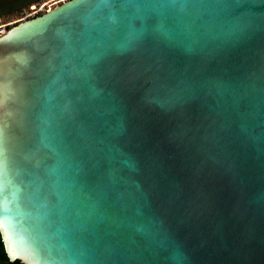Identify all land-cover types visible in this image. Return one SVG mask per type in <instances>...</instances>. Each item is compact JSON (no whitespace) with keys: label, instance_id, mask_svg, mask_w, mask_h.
I'll list each match as a JSON object with an SVG mask.
<instances>
[{"label":"water","instance_id":"95a60500","mask_svg":"<svg viewBox=\"0 0 264 264\" xmlns=\"http://www.w3.org/2000/svg\"><path fill=\"white\" fill-rule=\"evenodd\" d=\"M0 234L23 264H264V0H71L0 35Z\"/></svg>","mask_w":264,"mask_h":264},{"label":"rangeland","instance_id":"374dc122","mask_svg":"<svg viewBox=\"0 0 264 264\" xmlns=\"http://www.w3.org/2000/svg\"><path fill=\"white\" fill-rule=\"evenodd\" d=\"M44 0H0V31H3L2 27L16 18H20L29 7L35 3ZM18 24L8 26L6 30H10Z\"/></svg>","mask_w":264,"mask_h":264},{"label":"built area","instance_id":"2783aa9c","mask_svg":"<svg viewBox=\"0 0 264 264\" xmlns=\"http://www.w3.org/2000/svg\"><path fill=\"white\" fill-rule=\"evenodd\" d=\"M69 1L71 0H44L38 3H35L31 5L29 9L26 10L25 13L20 18H16L12 21L19 20V22L15 23V24H18V23H22V22H26L29 20L39 18L42 15L46 14L47 12L51 11L52 9L66 2H69ZM13 25L7 24L4 27H2L3 31H0V35L8 31L6 30L7 28H9L8 26H13Z\"/></svg>","mask_w":264,"mask_h":264},{"label":"trees","instance_id":"16d2710c","mask_svg":"<svg viewBox=\"0 0 264 264\" xmlns=\"http://www.w3.org/2000/svg\"><path fill=\"white\" fill-rule=\"evenodd\" d=\"M0 264H23L20 260L11 261L5 251L4 243L0 234Z\"/></svg>","mask_w":264,"mask_h":264},{"label":"snow or ice","instance_id":"6c2138e0","mask_svg":"<svg viewBox=\"0 0 264 264\" xmlns=\"http://www.w3.org/2000/svg\"><path fill=\"white\" fill-rule=\"evenodd\" d=\"M2 144H3V128L0 127V157H3L4 155ZM2 168H3V162L2 160H0V169Z\"/></svg>","mask_w":264,"mask_h":264},{"label":"bare ground","instance_id":"6f19581e","mask_svg":"<svg viewBox=\"0 0 264 264\" xmlns=\"http://www.w3.org/2000/svg\"><path fill=\"white\" fill-rule=\"evenodd\" d=\"M16 22H19V20L11 21V22H9L8 24L13 25V24H15ZM0 28H1V27H0ZM9 31H10V30H8V31L5 32L4 34H7Z\"/></svg>","mask_w":264,"mask_h":264}]
</instances>
